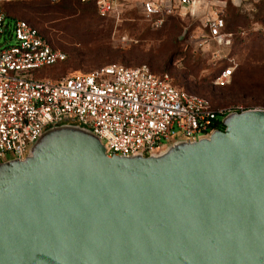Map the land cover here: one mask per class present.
I'll return each instance as SVG.
<instances>
[{
    "label": "water",
    "instance_id": "obj_1",
    "mask_svg": "<svg viewBox=\"0 0 264 264\" xmlns=\"http://www.w3.org/2000/svg\"><path fill=\"white\" fill-rule=\"evenodd\" d=\"M222 126L130 157L47 129L0 164V264H264V110Z\"/></svg>",
    "mask_w": 264,
    "mask_h": 264
},
{
    "label": "built area",
    "instance_id": "obj_2",
    "mask_svg": "<svg viewBox=\"0 0 264 264\" xmlns=\"http://www.w3.org/2000/svg\"><path fill=\"white\" fill-rule=\"evenodd\" d=\"M6 1L11 0H0V164L23 159L43 132L55 126L89 129L109 157L148 156L176 140L207 137L229 113L264 110L216 109L146 65L110 63L87 73L44 78L39 72L66 56L27 22L7 19L1 10ZM80 1L93 4L100 18L119 20L120 0ZM199 1L145 0L141 7L147 19L160 25L167 16H182L183 9H192ZM203 27L200 45H231L232 34L224 32L221 17L206 19ZM235 68L234 64L222 68L215 83H228Z\"/></svg>",
    "mask_w": 264,
    "mask_h": 264
},
{
    "label": "rangeland",
    "instance_id": "obj_3",
    "mask_svg": "<svg viewBox=\"0 0 264 264\" xmlns=\"http://www.w3.org/2000/svg\"><path fill=\"white\" fill-rule=\"evenodd\" d=\"M144 1L120 0L117 21L100 18L78 0H13L4 9L7 16L27 22L65 54L63 62L39 72L44 78L87 73L110 63L146 65L157 75L167 74L175 87L206 98L216 109L264 107L263 7L250 16L227 9V31L243 30V39L230 46L200 45L204 21L220 16L226 0H217L214 6L207 2L197 11L183 9L182 16L170 15L160 25L144 16ZM249 3L252 0L230 5L248 9ZM230 64L236 66L233 76L225 85H217L215 77Z\"/></svg>",
    "mask_w": 264,
    "mask_h": 264
},
{
    "label": "trees",
    "instance_id": "obj_4",
    "mask_svg": "<svg viewBox=\"0 0 264 264\" xmlns=\"http://www.w3.org/2000/svg\"><path fill=\"white\" fill-rule=\"evenodd\" d=\"M12 1L13 0H11V1H6V2H4L3 4H2V6H1V10H2V12L4 13V15H5V17L7 18V19H9V20H13V21H15V20H19V19H15V18H11V17H9V16H7V14L5 13V7L7 6V5H10L11 3H12ZM50 1V0H49ZM58 0H56L55 2H52V3H56ZM227 2H226V5H225V8L224 9H222V11H221V13H220V16L219 17H221L223 20H224V22H225V28H224V32H226V33H231L232 34V42L234 41V40H237V39H243L244 37H246V34L244 33V31L242 30L241 32H228L227 31V22H226V19H225V17H226V12H227V9H229L230 7H232V8H234V9H236V10H238L240 13H243V14H248V16H250V15H252V14H254L255 13V10H257V8H260V7H263L264 8V0H252V6H253V8L250 10V9H244V8H240V7H238V6H231L230 5V2L228 1V0H226ZM51 2V1H50ZM78 2L81 4V5H83V6H87V7H89V8H91L94 12H95V14L97 15V13H96V9H95V7H94V5L93 4H91V3H83V2H81L80 0H78ZM98 16V15H97ZM167 17H169V16H167ZM103 19V18H102ZM106 19V18H105ZM108 20H113L112 18H107ZM165 20V19H164ZM164 22V21H163ZM162 22V23H163ZM39 32V31H38ZM40 33V32H39ZM41 34V33H40ZM42 35V34H41ZM43 36V35H42ZM48 68V67H47ZM151 70V69H150ZM235 70H236V68H235ZM235 70H234V72H235ZM234 72H233V74H234ZM76 73H78V72H76ZM233 74H232V76H233ZM58 79V78H57ZM231 81V80H230ZM180 89V88H179ZM212 104V103H211ZM212 106H213V104H212ZM214 107V106H213ZM246 107H248V108H250V107H252V106H246ZM215 108V107H214ZM217 129H219V130H223L224 129V127L222 126V125H219V126H217Z\"/></svg>",
    "mask_w": 264,
    "mask_h": 264
},
{
    "label": "crops",
    "instance_id": "obj_5",
    "mask_svg": "<svg viewBox=\"0 0 264 264\" xmlns=\"http://www.w3.org/2000/svg\"><path fill=\"white\" fill-rule=\"evenodd\" d=\"M207 2L210 4V6H214V5L216 4L217 0H216V1H215V0H212V1H208V0H200L199 3L196 4V5L191 9V11H197V10H198V7H204V5H205Z\"/></svg>",
    "mask_w": 264,
    "mask_h": 264
}]
</instances>
